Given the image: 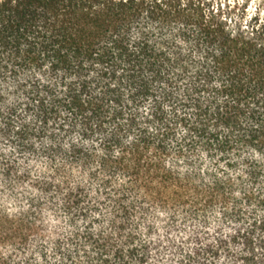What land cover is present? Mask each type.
<instances>
[{
	"label": "trees",
	"instance_id": "obj_1",
	"mask_svg": "<svg viewBox=\"0 0 264 264\" xmlns=\"http://www.w3.org/2000/svg\"><path fill=\"white\" fill-rule=\"evenodd\" d=\"M0 264H264L260 10L0 0Z\"/></svg>",
	"mask_w": 264,
	"mask_h": 264
},
{
	"label": "rangeland",
	"instance_id": "obj_2",
	"mask_svg": "<svg viewBox=\"0 0 264 264\" xmlns=\"http://www.w3.org/2000/svg\"><path fill=\"white\" fill-rule=\"evenodd\" d=\"M232 2V0H226ZM249 11L254 9L260 10L261 14L264 15V0H247Z\"/></svg>",
	"mask_w": 264,
	"mask_h": 264
}]
</instances>
